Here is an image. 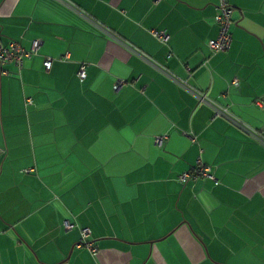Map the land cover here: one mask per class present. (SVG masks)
<instances>
[{"label": "crops", "instance_id": "0c3cea01", "mask_svg": "<svg viewBox=\"0 0 264 264\" xmlns=\"http://www.w3.org/2000/svg\"><path fill=\"white\" fill-rule=\"evenodd\" d=\"M219 3L0 0V264H264V0L213 53Z\"/></svg>", "mask_w": 264, "mask_h": 264}, {"label": "built area", "instance_id": "2783aa9c", "mask_svg": "<svg viewBox=\"0 0 264 264\" xmlns=\"http://www.w3.org/2000/svg\"><path fill=\"white\" fill-rule=\"evenodd\" d=\"M232 7L229 5L228 0H220L218 6V12L214 16V22L218 26V35L214 39L208 41V47L213 53H218L225 51L231 43V34L230 28L232 26ZM153 37L157 38L162 42L168 41V35L163 31L151 30ZM40 47V42L35 40L32 42L30 50H25L18 41H10L6 47H0V66L7 63H14L18 66L21 65L24 58H30L37 53ZM51 59H46L44 62L45 69H50ZM86 73L85 65H82L78 71V77L84 78ZM234 85L237 84V81L232 82ZM204 100V98H202ZM27 103H31V99L26 100ZM258 105L264 106V100L256 101ZM219 114L226 115L225 111L220 112ZM162 138H157L156 143L161 145ZM195 140L192 138V141ZM211 167L204 165L202 163H197L191 170L188 172L182 173L178 177V181L182 184L187 183L190 180H197L200 178H210L213 179L211 173ZM66 229H72L74 225L67 223ZM89 229H81V238L76 244L77 247L86 246L91 252L95 253L96 248L91 243H86V240L89 236Z\"/></svg>", "mask_w": 264, "mask_h": 264}, {"label": "water", "instance_id": "95a60500", "mask_svg": "<svg viewBox=\"0 0 264 264\" xmlns=\"http://www.w3.org/2000/svg\"><path fill=\"white\" fill-rule=\"evenodd\" d=\"M66 259H68V257H66Z\"/></svg>", "mask_w": 264, "mask_h": 264}]
</instances>
